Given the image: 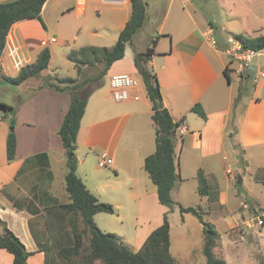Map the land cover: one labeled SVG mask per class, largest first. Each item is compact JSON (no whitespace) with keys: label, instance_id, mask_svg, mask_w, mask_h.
<instances>
[{"label":"crops","instance_id":"obj_1","mask_svg":"<svg viewBox=\"0 0 264 264\" xmlns=\"http://www.w3.org/2000/svg\"><path fill=\"white\" fill-rule=\"evenodd\" d=\"M8 1L13 0H0ZM144 1V25L150 19V9L161 17L158 36L147 46L153 44L155 51L149 67L158 76L164 105L175 121H181L178 133L182 139L175 147L180 179L172 190L173 199L174 191L194 181L192 187H197L200 196L198 208H206L209 197L199 192L200 172L207 186L219 192L221 205L225 202L223 187H241L239 191L248 192L247 176L264 184V60L251 63L256 70L248 80V70L241 73L240 63L226 53L229 37L243 41L264 34V0H209L215 9L208 8V13L194 0H181V7L178 0ZM90 2L94 0H74L66 7L68 11L73 8L81 18ZM124 3L131 5L130 0ZM165 3L168 6L163 9ZM49 4L47 0L41 12L45 27L37 18L12 25L0 56L1 76H17L24 65L37 60L45 47L51 51V61L54 45L68 43L56 30L63 10L55 7L54 11ZM121 11L113 13L121 19L120 30L131 14L123 16ZM209 27L218 40L217 46L203 36ZM84 32L97 34L96 29ZM82 46L76 40L73 49ZM69 52L65 50L67 57ZM137 52L143 51L133 38L125 56L115 61L104 76L109 81H103L89 97L77 138L78 176L100 201L115 208V213H96L95 221L104 232H109L108 227H117L115 233L125 241L126 220L136 223L135 239L146 240L162 224L163 210H168L159 202L157 186L144 167L146 157L156 150V131L152 103L134 62ZM47 69L18 85L16 104L4 102L16 107L17 147L12 161H8L6 152L11 115L0 111V218L32 252L26 264H45L46 253L39 243L53 235L70 233L69 217L59 208L70 201L66 190L67 154L59 129L71 95L37 83L40 78L64 77L55 71L45 72ZM116 74H130L139 80V99L118 102L113 98L110 78ZM195 106L206 116L196 112ZM103 153L108 154L104 167L99 164ZM236 177L241 178V185L236 184ZM237 194L233 195L238 198ZM108 215L120 220V226L106 223ZM13 260V254L0 248V264H13Z\"/></svg>","mask_w":264,"mask_h":264},{"label":"trees","instance_id":"obj_2","mask_svg":"<svg viewBox=\"0 0 264 264\" xmlns=\"http://www.w3.org/2000/svg\"><path fill=\"white\" fill-rule=\"evenodd\" d=\"M46 1L13 0L0 2V56L5 49L7 35L15 22L37 18L45 27L41 12ZM130 2V18L120 31L113 46H82L70 51L68 54V59L75 65L77 76L82 74L83 67H94L102 64L103 68L98 77L83 81H79L77 77H50L46 84L50 88L62 92L66 91L71 95L70 107L59 129V135L67 154L69 171L66 174V190L70 198L69 202L61 204L59 208L69 217L70 233L64 232L56 236L53 235L47 241L52 243L54 239L59 242L63 239L64 234H67L66 237L69 236L68 238L72 237V243L69 245H58L59 253L67 260H71L73 256L81 257L80 261L75 260L72 264H95L96 260H100L102 264H178L171 252V225L168 213L176 204L172 197V190L180 179L176 164L175 147L177 141L182 139V136L178 133L181 121H175L164 105L158 76L149 67V60L155 52L153 44L146 51L137 52L134 62L152 103L156 150L146 157L144 167L157 186L159 202L168 208L163 215L162 224L149 234L139 250L132 249L120 240L117 234L104 232L97 225L94 218L96 213H115V208L111 203L100 201L77 174V138L89 97L102 86L104 76L112 64L125 56L127 44L133 41L134 36L142 29L146 21V2L144 0H130ZM242 42L245 47L259 52L264 49V34L253 39H244ZM50 59L51 51L49 47H45L38 55L37 60L24 65L17 76L2 75V80L13 85H20L29 78H37L42 71L48 68ZM225 73L229 77L227 69H225ZM94 81L99 83L88 87V83ZM194 110L201 116H206L205 112L198 106H195ZM0 111H3L6 115H11L9 120L10 129L6 139V152L8 161H12L15 158L17 147L14 128L16 107L0 102ZM199 181L201 185L199 192L208 195L210 201H218V192L211 193L210 188L207 186V179L202 172L199 173ZM236 184L241 185L240 177L237 178ZM239 188L241 189V187ZM179 208L181 213H193L203 224V254L206 257V264H227L225 259L218 258L215 255L214 247L217 244L219 232L212 222L205 219V213L194 206L179 204ZM79 217L84 224L82 229L78 225ZM0 224L3 228L2 233H0V248H4L13 254V264H26L32 252L27 250L25 244L7 227L1 218ZM86 234L90 235V252L82 254ZM45 242L39 243V248L46 253L45 264H49L48 255L50 253Z\"/></svg>","mask_w":264,"mask_h":264},{"label":"rangeland","instance_id":"obj_3","mask_svg":"<svg viewBox=\"0 0 264 264\" xmlns=\"http://www.w3.org/2000/svg\"><path fill=\"white\" fill-rule=\"evenodd\" d=\"M178 1V5L181 7L182 2L181 0ZM194 2L205 12L208 11V8H211L213 11L215 9V5L209 2V0H194ZM73 3L74 0H50L49 4L54 11H56L55 7H59L63 10L61 11L63 12L62 16L58 20L59 23L56 25V30L68 43H58L54 45L49 69L45 72L55 71L64 77L77 76L75 65L68 59L65 50H74V42L76 40L77 44H83V46H113L121 31V19H116L113 13L116 10L122 9L121 14L125 16L127 12L131 11V5L128 3L103 4L99 0H94V2L87 4L83 17L78 18L73 12V8L68 11V7H66ZM167 6L168 5L165 3L162 7L165 9ZM149 15L150 19L134 37V42L142 51H146L147 46L152 43V38L158 36L157 27L161 22V17L152 9H150ZM89 29H96L97 34L94 35L84 32ZM81 30L84 31L81 32ZM258 59L264 60V49L260 54L255 55L252 62ZM235 63L237 64V62ZM102 68V64L94 67H83L82 74L77 76V78L79 81H83L85 79L98 77ZM244 71L246 70H242L241 73H244ZM0 78H2L1 74ZM261 78L263 79L264 77ZM47 81L48 78L45 77L40 78L37 83L47 84ZM103 81L107 83L109 78H105ZM96 83L99 82H89L88 87ZM19 89L18 85L7 82L0 84V102L16 104L19 96ZM236 179L237 177L235 181ZM246 180L248 192L243 193L239 191V187H223L225 188V194L223 196L225 202L223 205H221L219 201L213 202L209 200V205L206 206V208H200V210L205 213V219L212 222L219 232V238L214 247L215 255L218 258L225 259L227 264H264V222L259 224L257 221L259 217L264 218V184L254 182L249 176H247ZM193 183L196 182L189 181L187 182V187L182 188L181 191H174L173 196L178 203L175 201L176 204L168 213L171 225V252L178 264H206V257L203 254V224L193 213H181L179 208V204L194 207L200 205V196L197 187H192L194 185ZM209 188L211 193L217 192L212 187ZM235 192L238 193V198L233 195ZM165 211L167 210H163V215ZM62 217L65 218V214H63ZM105 219L108 224L112 223L120 226V220H117L115 216L108 215L105 216ZM135 224L136 223H132L131 221H125L124 228L127 239L125 241L120 237V240L129 245L132 249L139 250L141 244H143L145 240L138 241L135 239ZM78 225L80 229L84 227L80 217L78 218ZM108 228H110L109 232L111 233L118 232L114 231L117 227ZM66 235L67 234H64L63 239L59 242L54 239L52 243L49 241L45 242L48 245V251L50 253L48 255L49 264H72L75 260L80 261L81 257L73 256L71 260H67L59 253L58 245L65 246L72 243V237L70 236L71 238H68L69 236L66 237ZM140 242L141 244L138 245ZM89 244L90 235L86 234L84 236L82 254H88L90 252ZM95 264H102V262L96 260Z\"/></svg>","mask_w":264,"mask_h":264},{"label":"built area","instance_id":"obj_4","mask_svg":"<svg viewBox=\"0 0 264 264\" xmlns=\"http://www.w3.org/2000/svg\"><path fill=\"white\" fill-rule=\"evenodd\" d=\"M129 0H120V2H127ZM203 36L211 43L213 46L218 45V40L214 36V31L212 27H209L204 31ZM229 46L226 49V53L229 55L231 60L238 61L240 63L241 71L248 70V66L252 63L255 55L258 51L245 47L244 43L235 37L228 38ZM110 87L112 91L113 98L118 102L129 101L131 99H139V89L140 82L135 77L130 74H116L110 78ZM108 154L103 153L101 156L100 166L104 167L107 164L106 158ZM259 224L264 222L263 217L257 219Z\"/></svg>","mask_w":264,"mask_h":264},{"label":"water","instance_id":"obj_5","mask_svg":"<svg viewBox=\"0 0 264 264\" xmlns=\"http://www.w3.org/2000/svg\"><path fill=\"white\" fill-rule=\"evenodd\" d=\"M255 70H256V67L255 65L253 64H250L248 66V73H247V79L250 80L253 78V76L255 75Z\"/></svg>","mask_w":264,"mask_h":264}]
</instances>
